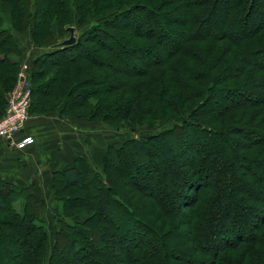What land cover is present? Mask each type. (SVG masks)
<instances>
[{
    "label": "trees",
    "instance_id": "1",
    "mask_svg": "<svg viewBox=\"0 0 264 264\" xmlns=\"http://www.w3.org/2000/svg\"><path fill=\"white\" fill-rule=\"evenodd\" d=\"M74 22L29 66L28 115L149 133L52 172L47 210L0 178V264H264V0H0V118L16 35Z\"/></svg>",
    "mask_w": 264,
    "mask_h": 264
},
{
    "label": "crops",
    "instance_id": "2",
    "mask_svg": "<svg viewBox=\"0 0 264 264\" xmlns=\"http://www.w3.org/2000/svg\"><path fill=\"white\" fill-rule=\"evenodd\" d=\"M33 144L18 150L13 142L0 138V178L17 186L33 184L35 196L51 199L50 174L76 156L89 159L87 122L56 113L29 116L23 130Z\"/></svg>",
    "mask_w": 264,
    "mask_h": 264
},
{
    "label": "rangeland",
    "instance_id": "3",
    "mask_svg": "<svg viewBox=\"0 0 264 264\" xmlns=\"http://www.w3.org/2000/svg\"><path fill=\"white\" fill-rule=\"evenodd\" d=\"M119 25H123L122 23H118ZM66 34L59 37L56 32H54V39L45 47H33L29 34L24 35H16L18 39V46L20 47L22 54H23V61L24 63L19 67V71L22 70L24 65L27 66L28 71L27 75L29 74V66L31 65L32 60L37 58L40 54L50 52L54 49H59L61 46L59 44H63L69 37L72 35L75 40L79 39L80 36L85 32V29H78L76 23L70 27L66 28ZM71 29V32L69 31ZM168 43V42H167ZM65 46V45H64ZM156 53V52H155ZM148 58H145L147 60ZM122 68H127L126 64ZM18 79V77H17ZM8 96V95H7ZM138 132H132L129 130L123 129H113L103 123H91L87 121V131H88V145H89V159L90 164L97 170L101 171V162H102V155L108 146V144L122 142L128 137H138L140 134L144 135L149 133V131H145L144 128L138 129ZM137 133V134H136ZM122 167V166H121ZM122 170L127 173V169L122 167ZM172 186H167L165 188L166 193L174 192ZM47 210V209H46Z\"/></svg>",
    "mask_w": 264,
    "mask_h": 264
},
{
    "label": "built area",
    "instance_id": "4",
    "mask_svg": "<svg viewBox=\"0 0 264 264\" xmlns=\"http://www.w3.org/2000/svg\"><path fill=\"white\" fill-rule=\"evenodd\" d=\"M26 65L18 72L17 82L7 96V108L5 114L0 118V138L13 142L19 150L27 148L33 143L30 135L19 140L15 135L21 132L29 120L28 110L30 107V77L27 75Z\"/></svg>",
    "mask_w": 264,
    "mask_h": 264
},
{
    "label": "water",
    "instance_id": "5",
    "mask_svg": "<svg viewBox=\"0 0 264 264\" xmlns=\"http://www.w3.org/2000/svg\"><path fill=\"white\" fill-rule=\"evenodd\" d=\"M69 31L71 32V29H69ZM72 33V32H71ZM74 41H75V39H74V37L71 35L70 37H69V39H67L65 42H63V45H70V44H72V43H74Z\"/></svg>",
    "mask_w": 264,
    "mask_h": 264
}]
</instances>
